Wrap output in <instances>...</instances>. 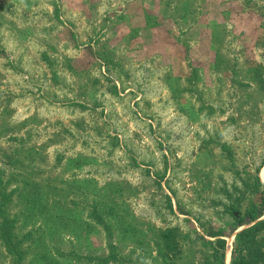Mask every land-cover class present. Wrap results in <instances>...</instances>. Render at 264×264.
Returning <instances> with one entry per match:
<instances>
[{"label": "rangeland", "instance_id": "374dc122", "mask_svg": "<svg viewBox=\"0 0 264 264\" xmlns=\"http://www.w3.org/2000/svg\"><path fill=\"white\" fill-rule=\"evenodd\" d=\"M210 3L150 43L128 0H0V264H232L264 220L238 225L264 187V0L186 33Z\"/></svg>", "mask_w": 264, "mask_h": 264}, {"label": "crops", "instance_id": "0c3cea01", "mask_svg": "<svg viewBox=\"0 0 264 264\" xmlns=\"http://www.w3.org/2000/svg\"><path fill=\"white\" fill-rule=\"evenodd\" d=\"M175 1L176 0H128V2L134 3L136 8L134 13V17H136L134 19L136 21L133 22L134 26H132V28L135 29L142 41L144 39L147 42L155 43L158 40V32L168 33L172 29L171 26L176 27L174 23L171 25L169 20L172 19L170 14L171 9L176 8L172 6L175 4ZM206 1H211L209 6L210 12L207 13L204 11L203 13H199V9L195 8L194 10H196L197 15L194 14V16L199 17V22H197L192 30H186V33L189 34L190 32H193V30H196V28L202 26L204 19L208 17H217V15L212 12L217 9L216 3L221 7L220 5L223 0H204V2ZM204 8L205 5H203V10ZM179 9L180 7H178V10ZM187 9L190 11L189 6ZM180 12L182 11L180 10ZM180 16L191 17L192 15L190 13L182 12Z\"/></svg>", "mask_w": 264, "mask_h": 264}, {"label": "trees", "instance_id": "16d2710c", "mask_svg": "<svg viewBox=\"0 0 264 264\" xmlns=\"http://www.w3.org/2000/svg\"><path fill=\"white\" fill-rule=\"evenodd\" d=\"M3 213V212H2ZM264 215V187L260 193V197L254 205L247 210L243 219L239 221V226L244 224H252ZM239 219V217H236ZM5 219V217H4ZM11 224L8 219L5 220ZM217 237V245L219 246L220 259L223 262V255L226 248L225 235L220 231H215ZM6 244L15 249L10 239L5 240ZM264 262V220L259 221L242 230L236 237L232 252V264H260Z\"/></svg>", "mask_w": 264, "mask_h": 264}, {"label": "bare ground", "instance_id": "6f19581e", "mask_svg": "<svg viewBox=\"0 0 264 264\" xmlns=\"http://www.w3.org/2000/svg\"><path fill=\"white\" fill-rule=\"evenodd\" d=\"M229 250H230V248H229ZM229 250H228V260H229V258H230V257H229ZM230 251H231V250H230Z\"/></svg>", "mask_w": 264, "mask_h": 264}]
</instances>
